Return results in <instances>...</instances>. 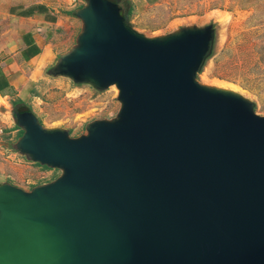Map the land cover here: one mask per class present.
<instances>
[{
	"label": "water",
	"instance_id": "obj_1",
	"mask_svg": "<svg viewBox=\"0 0 264 264\" xmlns=\"http://www.w3.org/2000/svg\"><path fill=\"white\" fill-rule=\"evenodd\" d=\"M119 1L77 8L76 43L48 71L116 86L117 115L72 137L11 110L14 148L61 175L0 183V264H264V115L198 79L216 25L148 37Z\"/></svg>",
	"mask_w": 264,
	"mask_h": 264
},
{
	"label": "rangeland",
	"instance_id": "obj_2",
	"mask_svg": "<svg viewBox=\"0 0 264 264\" xmlns=\"http://www.w3.org/2000/svg\"><path fill=\"white\" fill-rule=\"evenodd\" d=\"M130 22L148 37L214 23V53L197 74L198 79L241 93L254 102L259 115H264V0H162L138 17H130ZM75 43L76 39H71L67 51ZM48 71L28 104L45 127H62L72 137H79L87 133L88 123L114 118L119 112L116 86L98 91L50 76ZM18 127L10 111L7 131L0 135V183L10 182L30 191L54 181L61 171L34 163L14 148Z\"/></svg>",
	"mask_w": 264,
	"mask_h": 264
},
{
	"label": "crops",
	"instance_id": "obj_3",
	"mask_svg": "<svg viewBox=\"0 0 264 264\" xmlns=\"http://www.w3.org/2000/svg\"><path fill=\"white\" fill-rule=\"evenodd\" d=\"M86 0H0V135L14 103L36 97L44 73L82 28L77 8ZM131 17L162 0H130ZM15 107V106H14Z\"/></svg>",
	"mask_w": 264,
	"mask_h": 264
},
{
	"label": "trees",
	"instance_id": "obj_4",
	"mask_svg": "<svg viewBox=\"0 0 264 264\" xmlns=\"http://www.w3.org/2000/svg\"><path fill=\"white\" fill-rule=\"evenodd\" d=\"M113 1H115V0H113ZM119 5L121 7L122 14L130 22V17H131V15L133 13V8H132V5H131V1L130 0H121V1H119ZM18 105H20V107H17ZM14 106L17 107L18 109H20L21 111L31 110L30 106H28L27 104L23 103L22 101L15 102L14 103ZM18 128L20 129V134H19V137H20L22 135L23 131L21 130L20 127H18ZM43 167L48 168L47 166H43Z\"/></svg>",
	"mask_w": 264,
	"mask_h": 264
},
{
	"label": "flooded vegetation",
	"instance_id": "obj_5",
	"mask_svg": "<svg viewBox=\"0 0 264 264\" xmlns=\"http://www.w3.org/2000/svg\"><path fill=\"white\" fill-rule=\"evenodd\" d=\"M17 107H20V105H18Z\"/></svg>",
	"mask_w": 264,
	"mask_h": 264
}]
</instances>
